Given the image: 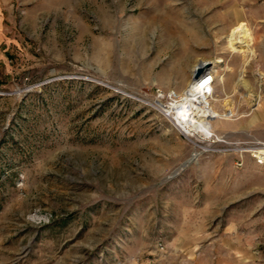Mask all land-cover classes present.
I'll return each instance as SVG.
<instances>
[{"label": "rangeland", "instance_id": "1", "mask_svg": "<svg viewBox=\"0 0 264 264\" xmlns=\"http://www.w3.org/2000/svg\"><path fill=\"white\" fill-rule=\"evenodd\" d=\"M199 62L213 137L171 114ZM223 245H264V0H0V264H219Z\"/></svg>", "mask_w": 264, "mask_h": 264}, {"label": "bare ground", "instance_id": "2", "mask_svg": "<svg viewBox=\"0 0 264 264\" xmlns=\"http://www.w3.org/2000/svg\"><path fill=\"white\" fill-rule=\"evenodd\" d=\"M249 37L250 34L247 26L237 25L231 31L229 47L235 53H241L245 50H250L249 45L245 42V40ZM220 61L221 60H218L216 63H219ZM210 65L212 66L210 67ZM213 65V63L209 62H199L196 65V68L200 66L204 67L206 71L209 70L213 72ZM204 78L205 76L200 77L199 80L193 79L190 82L188 88H186V90L181 95H175L173 97L171 94V114L176 118L181 131L186 136H190L195 132H205L208 134L212 133L210 120L223 118L221 114L209 107L206 102L208 99L213 98L214 88L213 85L206 87L200 86L199 84ZM160 106V109L162 110L163 106L166 107L167 105L165 106L161 104ZM260 149L262 148H258L257 151ZM245 150L248 151L249 149H244L242 151Z\"/></svg>", "mask_w": 264, "mask_h": 264}, {"label": "crops", "instance_id": "3", "mask_svg": "<svg viewBox=\"0 0 264 264\" xmlns=\"http://www.w3.org/2000/svg\"><path fill=\"white\" fill-rule=\"evenodd\" d=\"M249 252L251 253L250 259L243 258L249 256ZM218 253L219 264H264V245L252 246L251 250L244 247L223 245Z\"/></svg>", "mask_w": 264, "mask_h": 264}, {"label": "built area", "instance_id": "4", "mask_svg": "<svg viewBox=\"0 0 264 264\" xmlns=\"http://www.w3.org/2000/svg\"><path fill=\"white\" fill-rule=\"evenodd\" d=\"M205 76V78L202 80V82H200V86H203V87H206V86H210V85H213V83H214V80H213V77H214V75L213 74H211V72H205L201 77H204ZM169 98H170V100L172 99L171 98V95L169 96ZM204 133V132H203ZM208 136H211V137H213V135H211V133H206ZM193 136V135H192ZM218 141L219 142H221V143H226V141H222V140H219L218 139ZM256 151V150H255Z\"/></svg>", "mask_w": 264, "mask_h": 264}, {"label": "water", "instance_id": "5", "mask_svg": "<svg viewBox=\"0 0 264 264\" xmlns=\"http://www.w3.org/2000/svg\"><path fill=\"white\" fill-rule=\"evenodd\" d=\"M208 66V65H207ZM205 68L204 67H198L194 73V79L199 80V78L204 74Z\"/></svg>", "mask_w": 264, "mask_h": 264}]
</instances>
